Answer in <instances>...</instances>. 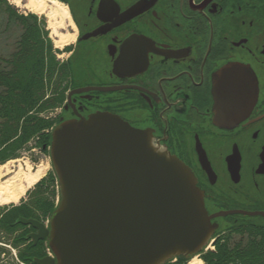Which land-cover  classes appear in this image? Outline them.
Listing matches in <instances>:
<instances>
[{
    "label": "flooded vegetation",
    "instance_id": "1",
    "mask_svg": "<svg viewBox=\"0 0 264 264\" xmlns=\"http://www.w3.org/2000/svg\"><path fill=\"white\" fill-rule=\"evenodd\" d=\"M62 1L74 40L57 56L47 94L58 102L46 116L52 128L97 112L118 116L191 170L208 215L264 212V0ZM236 67L252 82L250 99L234 112L218 109L216 78ZM14 208L0 207V264L55 259L46 239L33 242L37 229L17 222L46 221ZM210 222L216 240L257 249L240 264H264L263 216Z\"/></svg>",
    "mask_w": 264,
    "mask_h": 264
},
{
    "label": "water",
    "instance_id": "2",
    "mask_svg": "<svg viewBox=\"0 0 264 264\" xmlns=\"http://www.w3.org/2000/svg\"><path fill=\"white\" fill-rule=\"evenodd\" d=\"M224 72V74L222 73ZM217 76L216 107L233 112L250 99L245 68H226ZM49 157L58 180L59 203L48 228L19 218L46 239L52 258L37 264H166L177 256L196 257L217 224L208 215L191 170L156 148L148 133L118 116L97 112L87 119L58 124Z\"/></svg>",
    "mask_w": 264,
    "mask_h": 264
},
{
    "label": "trees",
    "instance_id": "3",
    "mask_svg": "<svg viewBox=\"0 0 264 264\" xmlns=\"http://www.w3.org/2000/svg\"><path fill=\"white\" fill-rule=\"evenodd\" d=\"M2 15L5 32L13 26L19 32L10 44L0 42V164L26 148L31 140L47 153L51 137L45 131L54 121L42 114L58 105L55 97H47V92L58 82V61L40 20L32 14H18L6 0H0ZM56 190V177L51 173L27 192V203L14 211L46 219L55 210ZM214 246L215 251L199 255L204 264H240L257 259V249L237 250L220 239ZM166 264H186V261Z\"/></svg>",
    "mask_w": 264,
    "mask_h": 264
},
{
    "label": "rangeland",
    "instance_id": "4",
    "mask_svg": "<svg viewBox=\"0 0 264 264\" xmlns=\"http://www.w3.org/2000/svg\"><path fill=\"white\" fill-rule=\"evenodd\" d=\"M6 1L11 7H13L15 9V11L18 14L23 15V16H26L28 14L29 15L32 14V15H35L37 17L38 21L40 20L42 31H43L46 39L50 41V43L53 47V50L55 51L56 60L58 61L57 56L59 54L61 55V53L66 49L68 43L71 42V39L73 37V31L71 29L70 19L68 18V16H66L64 14V8H66V6L58 0H47V2L58 3L60 7H56L50 3H47L45 9L42 12L37 13V14H33L30 11L28 12L22 6L17 7L15 4L16 0H6ZM4 24H5V20H4V17L2 15V16H0V42L2 45L6 44V43L10 44L19 32V30L14 26L11 27L9 31L7 30L5 32ZM47 94H48V92H47ZM50 111L43 113L42 115L45 117L46 116L50 117L51 115H54L57 110H56V108L52 109V111H53L52 114H50ZM47 132H48V130L45 131V133H47ZM34 144H35V141L31 140L27 144L26 148L16 152V155L14 156L15 158L14 157L9 158L7 161L0 164V167L1 166H8L14 172H17L18 167H22L25 170L26 165L30 166L32 170H37L38 168H42L45 170V175L43 176V178H45L47 175L53 173L52 164H51L50 158L48 156V153L42 152L41 149L34 146ZM43 178H41V179H43ZM34 186L29 191H32ZM27 192L17 203H15V204L12 203L9 205L12 207H16L21 203V201L27 200V195H26ZM58 196H59V193H58V189H57L56 190V197H58ZM57 199L55 198V201ZM213 251H214V247L211 245L207 249L206 252L204 251L205 252L204 254H206L208 252H213ZM198 259H200V258H198Z\"/></svg>",
    "mask_w": 264,
    "mask_h": 264
},
{
    "label": "bare ground",
    "instance_id": "5",
    "mask_svg": "<svg viewBox=\"0 0 264 264\" xmlns=\"http://www.w3.org/2000/svg\"><path fill=\"white\" fill-rule=\"evenodd\" d=\"M47 3L56 7H60L56 2H47V0H16L17 7L22 6L28 12L33 14L42 12ZM64 14L70 19L68 10L64 8ZM71 22V20H70ZM72 26V23H71ZM64 40V39H63ZM74 40L72 37L71 41ZM45 175V170L38 168L32 170L26 165L25 170L18 167L17 172H14L8 166L0 167V206L17 203L27 191H29L41 178ZM186 264H204L202 260L193 257Z\"/></svg>",
    "mask_w": 264,
    "mask_h": 264
}]
</instances>
